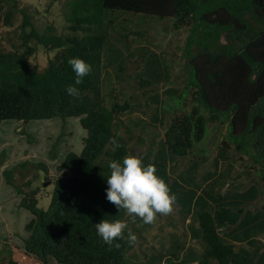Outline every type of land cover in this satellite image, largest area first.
Masks as SVG:
<instances>
[{
  "label": "trees",
  "instance_id": "16d2710c",
  "mask_svg": "<svg viewBox=\"0 0 264 264\" xmlns=\"http://www.w3.org/2000/svg\"><path fill=\"white\" fill-rule=\"evenodd\" d=\"M18 12L22 15L21 30L15 33L19 41L12 42L11 49L0 45V123L78 118L86 132L82 150L68 152L57 166L47 208L38 206V188H30L28 181L25 189L16 186L22 194L20 206L31 215L23 239L26 255L40 264H49V259L55 264H128L126 235L114 242L119 247H110L95 226L102 219L125 220L128 215L109 202L105 192L107 161L128 154L125 138L113 129L116 110L105 105L103 93L104 45L118 14L167 18L174 28L188 30L182 54L193 104L187 113L175 116L166 131L163 145L169 154L187 156L194 143L203 140L209 122L226 121L227 142L264 175V0H66V35L57 34L53 25L38 31L18 0H0V27H13ZM36 45L56 50L40 70L29 65ZM73 57L92 69L79 85L68 63ZM69 85L79 89L78 98L67 94ZM3 158L0 154V164ZM141 159L145 165L154 164L157 175L169 185L164 158ZM28 163L5 170L6 181L15 186L14 171ZM38 167L47 170L43 163ZM239 213L225 208L199 212V235L205 249L197 264L252 262L220 235L219 227L237 224ZM249 234L233 240L243 241ZM0 264L18 262L0 258Z\"/></svg>",
  "mask_w": 264,
  "mask_h": 264
},
{
  "label": "rangeland",
  "instance_id": "374dc122",
  "mask_svg": "<svg viewBox=\"0 0 264 264\" xmlns=\"http://www.w3.org/2000/svg\"><path fill=\"white\" fill-rule=\"evenodd\" d=\"M65 2L18 0L19 8L28 12L38 31L53 25L60 35L69 33ZM117 17L104 45V103L116 110L113 129L125 138L127 155L164 158L171 177L169 187L175 195L172 211L157 214L151 224L127 215L124 234L127 237L130 231L136 236L135 242L129 243L128 264H181L182 260L197 264L205 249L199 235V212L221 208L240 210L237 224L219 227L221 238L233 243L236 252L250 257V264H264V175L258 165L227 142L228 123L209 122L203 140L194 143L185 157L171 156L163 145L173 118L187 113L193 104L186 89L188 71L182 54L188 30L174 28L167 18L132 13ZM21 23L18 12L13 27H0V45L11 49V43L19 41L15 33L20 32ZM36 48L29 65L40 70L56 50L48 51L41 45ZM5 134L12 146L3 155L13 152L17 158L22 152L35 161L14 171V187L25 189L28 181L30 188L39 189L38 206L47 208L57 166L68 152L82 150L85 130L78 118H50L21 121L14 135ZM38 163L45 164L47 170ZM244 219L248 223L242 224ZM3 230L0 225L1 241L11 237ZM25 232L16 230L12 238L25 237ZM245 232L251 237L233 240ZM5 244H0V258L12 259ZM16 259L18 264H40L20 255Z\"/></svg>",
  "mask_w": 264,
  "mask_h": 264
},
{
  "label": "clouds",
  "instance_id": "9594fccd",
  "mask_svg": "<svg viewBox=\"0 0 264 264\" xmlns=\"http://www.w3.org/2000/svg\"><path fill=\"white\" fill-rule=\"evenodd\" d=\"M68 63L75 73V85L81 84L92 70L90 64L78 57L70 58ZM66 92L72 97L80 96L74 85L67 86ZM107 167L110 171L106 178V199L118 210H125L128 216L139 217L145 224L153 223L157 214L167 215L172 211L175 195L164 179L157 175L154 164L145 165L140 157L126 155L121 160L107 161ZM95 226L97 234L110 247L120 246L114 242L124 238L128 227L127 222L121 219H102ZM127 239L131 244L136 236L129 231Z\"/></svg>",
  "mask_w": 264,
  "mask_h": 264
},
{
  "label": "crops",
  "instance_id": "0c3cea01",
  "mask_svg": "<svg viewBox=\"0 0 264 264\" xmlns=\"http://www.w3.org/2000/svg\"><path fill=\"white\" fill-rule=\"evenodd\" d=\"M20 122L21 121L19 120L12 122H9L8 120L0 123V154H3L4 152L6 153L12 146L10 139L9 141L7 140L5 133L10 132L11 135H14L19 130ZM3 125L7 126L3 128ZM15 146L16 143L14 148ZM28 161L30 163L35 162L30 161L26 156H23L22 152H20V156L17 158L12 152L7 155L5 154L3 161L0 164V225L4 227L3 231L11 235L9 239L4 240L5 242L0 240V244L6 243V246H3L9 251L11 258L15 261L17 260L16 256L18 255L22 256V258L33 259L34 261L37 260L26 255L24 252L23 239L27 236V232L24 233L25 237H18L15 239V236L13 235L12 238V233L15 234L16 230L20 232L26 231L25 226L30 221L31 216L26 209L20 206L22 194L18 193L16 188L6 181L4 171L18 167L19 164ZM18 217H21V222L18 221ZM49 264H55V262L52 259H49Z\"/></svg>",
  "mask_w": 264,
  "mask_h": 264
}]
</instances>
